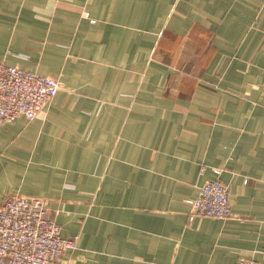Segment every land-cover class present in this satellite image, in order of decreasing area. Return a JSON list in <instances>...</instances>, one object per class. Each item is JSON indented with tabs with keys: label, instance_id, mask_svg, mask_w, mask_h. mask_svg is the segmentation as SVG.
I'll return each instance as SVG.
<instances>
[{
	"label": "crops",
	"instance_id": "crops-1",
	"mask_svg": "<svg viewBox=\"0 0 264 264\" xmlns=\"http://www.w3.org/2000/svg\"><path fill=\"white\" fill-rule=\"evenodd\" d=\"M0 62L61 84L0 125V208L47 201L59 264L264 262V0H0ZM215 180L232 216L191 219Z\"/></svg>",
	"mask_w": 264,
	"mask_h": 264
},
{
	"label": "built area",
	"instance_id": "built-area-1",
	"mask_svg": "<svg viewBox=\"0 0 264 264\" xmlns=\"http://www.w3.org/2000/svg\"><path fill=\"white\" fill-rule=\"evenodd\" d=\"M56 78L0 62V125L18 118L34 120L60 91ZM191 219L232 216L229 189L220 180L206 183L191 201ZM78 249L74 237L62 234L48 202L38 197L10 194L0 208V264H59ZM238 264H264L243 259Z\"/></svg>",
	"mask_w": 264,
	"mask_h": 264
}]
</instances>
